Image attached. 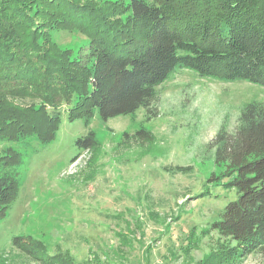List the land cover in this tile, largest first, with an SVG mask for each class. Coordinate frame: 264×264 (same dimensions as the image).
<instances>
[{
    "label": "trees",
    "instance_id": "16d2710c",
    "mask_svg": "<svg viewBox=\"0 0 264 264\" xmlns=\"http://www.w3.org/2000/svg\"><path fill=\"white\" fill-rule=\"evenodd\" d=\"M55 31L88 39L89 58L61 50ZM177 67L264 87V0H0V144H50L63 106L86 126L96 112L105 122L132 115ZM6 98L35 101L21 110ZM241 123L214 139L221 172L204 190L234 193L207 228L223 255L243 260L264 253V105L249 104ZM96 145L92 131L77 141L85 151ZM21 163L12 147L0 151V218L17 198ZM30 239L14 238L13 248L34 254Z\"/></svg>",
    "mask_w": 264,
    "mask_h": 264
},
{
    "label": "rangeland",
    "instance_id": "374dc122",
    "mask_svg": "<svg viewBox=\"0 0 264 264\" xmlns=\"http://www.w3.org/2000/svg\"><path fill=\"white\" fill-rule=\"evenodd\" d=\"M53 37L61 50L89 58L84 36L55 31ZM5 101L27 110L35 100ZM249 104L264 105L263 86L177 67L151 105L132 115L105 122L96 112L86 126L83 119L71 122L63 106L50 144L34 138L0 144L22 160L17 198L0 218V264H264V253L243 260L223 255L207 228L235 196L204 190L221 172L214 139L235 132ZM90 131L97 145L85 151L77 141ZM17 237L31 238L40 250L14 249Z\"/></svg>",
    "mask_w": 264,
    "mask_h": 264
}]
</instances>
